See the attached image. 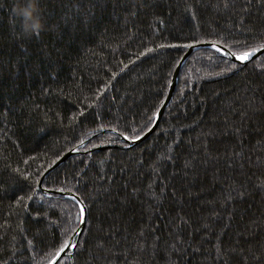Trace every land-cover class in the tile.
Returning <instances> with one entry per match:
<instances>
[{"label":"trees","instance_id":"trees-1","mask_svg":"<svg viewBox=\"0 0 264 264\" xmlns=\"http://www.w3.org/2000/svg\"><path fill=\"white\" fill-rule=\"evenodd\" d=\"M262 20L264 0H0V264H46L70 237L78 204L36 184L101 129L110 131L42 182L74 192L87 210L60 264H217L221 232L243 249L244 264H264V52L241 64L194 50L150 134L94 149L124 144L111 129L131 137L150 126L184 45L244 52L264 44ZM234 152L242 159L233 167ZM241 185L247 195L229 228Z\"/></svg>","mask_w":264,"mask_h":264},{"label":"snow or ice","instance_id":"snow-or-ice-1","mask_svg":"<svg viewBox=\"0 0 264 264\" xmlns=\"http://www.w3.org/2000/svg\"><path fill=\"white\" fill-rule=\"evenodd\" d=\"M261 27L264 28V20H262L261 22ZM42 31V29H40L39 31L32 33L34 35H39L40 32ZM31 34V35H32ZM184 47H189V45H184ZM211 47L216 51V52H220L222 54H229V55H233L235 56V59L237 61H246V60H250V58H254L255 54L260 52V51H264V44L261 45L260 48H250L247 51L244 52H240V53H228L227 49L221 47L220 45L217 44H212ZM22 67L24 68H28V65H22ZM232 68L235 69L236 65L233 64ZM29 71H31V69H29ZM225 71H228V69H225ZM102 91H106V89L102 90ZM99 95V93H98ZM79 115H83V112L79 113ZM148 123H152V120L149 119ZM145 127H147V124L145 125ZM112 132L117 133V135L119 137H123L125 140L131 138L133 140H137L139 139V136L133 134L131 137H129L126 132L124 131H118V129H111ZM133 132L135 133V130H133ZM143 134V130H141V135ZM206 136L209 135H215V132H209L205 134ZM211 149H207L206 153H205V162L206 163H211ZM238 159H242V156L240 153L234 152L232 157H230V165L231 166H235L237 163ZM193 163H195V161H193ZM13 179H15L13 177ZM189 187H194V184H189ZM162 192L166 193V189L162 188L161 189ZM255 191H259V189H254L253 194H255ZM246 191L243 185H241V190L239 193H236L234 195L230 196V200L233 207L231 216L229 217V225L228 227H231V219L232 217H234L236 215V208L235 206L238 203H242L243 200L246 198ZM175 198V193H173V199ZM73 199H76L75 197H73ZM262 202H264V197H261ZM177 207L179 208L180 212H184V208L183 206H181L180 203H177ZM79 209L81 212V215L86 218L87 216V210L84 208L83 205V201L80 202L79 204ZM227 210V209H225ZM37 212L39 213V206H37ZM178 220L181 221V223L186 222L184 220L183 216H178L177 217ZM83 223V220L81 221ZM34 224L37 227L38 232H42L43 231V218L41 215H37L34 219ZM203 231L207 232L208 228L207 226H204V228L202 229ZM228 228H224V232H227ZM214 234V233H209ZM33 239H36V236H33ZM240 237H237V240H239ZM31 243V241H30ZM55 243V241H54ZM157 244H159V240L156 241ZM76 248V244L72 241V239L69 237L67 240H61L58 244V246L55 248L54 254L51 257V260L49 261V264H60V260L61 258L64 256L65 253L68 252L69 249H72L73 252L75 251ZM237 248H240L239 244H236L234 242H226L224 241L223 238V232L220 233V235L218 236L217 239V247H216V254H217V264H244V260L243 257L245 256V252L243 251V249H241L240 251H236Z\"/></svg>","mask_w":264,"mask_h":264},{"label":"water","instance_id":"water-1","mask_svg":"<svg viewBox=\"0 0 264 264\" xmlns=\"http://www.w3.org/2000/svg\"><path fill=\"white\" fill-rule=\"evenodd\" d=\"M212 44H217V45H220L221 47L227 49L226 47H224L223 45L219 44V43H216V42H211V41H203V42H197V43H193V44H190L189 47L186 48V50L184 51V53L181 55V57L179 58L173 72H172V76L170 78V81L168 83V89H167V92H166V95L162 101V103L160 104V106L158 107V109L156 110L155 114H154V117H153V121L152 123L150 124V126L143 132V134H139V139L137 140H133L131 138L125 140L123 137H120V140L124 141V144H115V143H107V144H103V145H98V146H95L94 149H101V148H105V147H111V146H118V147H124V148H127V147H130L136 143H138L140 140H142L143 138H145L148 134H150L154 129L155 127L157 126L158 122H159V119L164 111V108L168 105V103L170 102L171 98H172V95L174 93V89H175V85H176V82H177V77H178V71L180 69V67L182 66V64L185 62L186 58L189 56V54L191 52H193L194 50L198 49V48H201V47H211ZM261 46L259 47H256V48H260ZM212 48V47H211ZM227 52L228 53H234L232 51H230L229 49H227ZM264 51H260L258 53L255 54L254 57H256L257 55L263 53ZM225 57L235 61V62H238V63H241V64H244L246 63L247 61L249 60H246V61H237L235 59V56L233 55H229V54H223ZM252 59V58H250ZM104 131H110L108 129H101L100 131H97V132H94L92 134H90L87 138H85L84 140L80 141L78 144L74 145L72 148L68 149L67 151H65L62 155H60L56 160H54L40 175L39 179H38V182L36 184V189L38 192L44 194V195H50V194H58V195H62L64 197H68L72 200H74L78 206L80 204V202L82 201L80 199V197L78 195H76L74 192L72 191H68V190H53V189H47V188H44L43 185H42V182L45 178V176L47 174H49L52 170H54L56 167H58L61 163H63L66 159H68L70 156L72 155H75V154H78L80 152V147H82L88 140L90 137H92L93 135H96V134H99L101 132H104ZM73 197H75L76 199H73ZM84 205V208L86 209V206L85 204L83 203ZM80 210V209H79ZM83 220V223L81 222ZM85 220L86 218H84L82 215H81V212H80V218H79V223L77 225V227L73 230L72 234L70 235V238L72 239V241L74 243H76L79 235L81 234L83 228H84V225H85ZM69 252H72L73 250L72 249H69L68 250ZM68 253V252H67ZM65 253V254H67ZM64 254V255H65ZM46 264H49V261L46 263Z\"/></svg>","mask_w":264,"mask_h":264},{"label":"clouds","instance_id":"clouds-1","mask_svg":"<svg viewBox=\"0 0 264 264\" xmlns=\"http://www.w3.org/2000/svg\"><path fill=\"white\" fill-rule=\"evenodd\" d=\"M34 6H35L34 4H31V5L29 6L28 9H25V15H26V16H31V15H32V8H33ZM40 27H41V26H40V24H39V21H36V22H35V25H34V27H33V29H32L33 33L39 31V30H40Z\"/></svg>","mask_w":264,"mask_h":264}]
</instances>
